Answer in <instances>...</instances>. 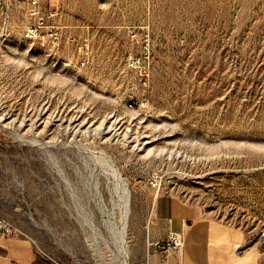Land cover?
<instances>
[{
  "label": "rangeland",
  "instance_id": "rangeland-1",
  "mask_svg": "<svg viewBox=\"0 0 264 264\" xmlns=\"http://www.w3.org/2000/svg\"><path fill=\"white\" fill-rule=\"evenodd\" d=\"M40 1L76 39L27 40V0H0V264L11 240L10 264H124L125 220L148 264L165 200L264 264V0Z\"/></svg>",
  "mask_w": 264,
  "mask_h": 264
},
{
  "label": "crops",
  "instance_id": "crops-1",
  "mask_svg": "<svg viewBox=\"0 0 264 264\" xmlns=\"http://www.w3.org/2000/svg\"><path fill=\"white\" fill-rule=\"evenodd\" d=\"M171 232L182 234L180 249L157 251L149 257L148 264H237L234 250L239 243L231 229L210 216L199 215L193 206L173 204L170 200L158 206L157 218L148 226V240L164 239ZM5 245L10 254L6 257L9 259L1 258L4 263L28 258L29 252L23 243L11 240ZM144 258L143 247L140 260L143 262Z\"/></svg>",
  "mask_w": 264,
  "mask_h": 264
},
{
  "label": "built area",
  "instance_id": "built-area-1",
  "mask_svg": "<svg viewBox=\"0 0 264 264\" xmlns=\"http://www.w3.org/2000/svg\"><path fill=\"white\" fill-rule=\"evenodd\" d=\"M29 4V20L24 28V37L32 42H43L45 47L58 50L64 42L75 41L76 36L67 23H64L63 15L57 8L44 7L40 0H27ZM13 229L0 217V237L7 236ZM255 243L260 254L264 258V228L258 229ZM183 236L180 232H171L163 240L151 242L154 252L177 251L182 246Z\"/></svg>",
  "mask_w": 264,
  "mask_h": 264
},
{
  "label": "bare ground",
  "instance_id": "bare-ground-1",
  "mask_svg": "<svg viewBox=\"0 0 264 264\" xmlns=\"http://www.w3.org/2000/svg\"><path fill=\"white\" fill-rule=\"evenodd\" d=\"M124 223V222H123ZM126 226H127V223H126V220H125V223H124V234H123V238H122V244H121V251L123 252V255L125 257L124 259V264H129V256H130V250L128 248V244L125 240V234H126ZM261 228H264V225L261 227ZM182 245V244H181Z\"/></svg>",
  "mask_w": 264,
  "mask_h": 264
}]
</instances>
